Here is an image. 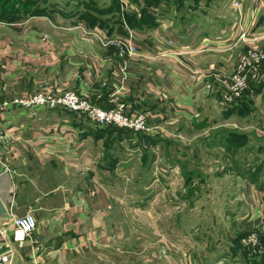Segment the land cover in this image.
<instances>
[{"label": "crops", "instance_id": "1", "mask_svg": "<svg viewBox=\"0 0 264 264\" xmlns=\"http://www.w3.org/2000/svg\"><path fill=\"white\" fill-rule=\"evenodd\" d=\"M230 1L221 0L223 7L228 4L225 25L210 36L200 33V25L179 33L169 19L153 29L125 27L113 34L61 25L44 15L0 20L1 95L74 90L106 109L123 103L128 111H143L149 126L139 133L97 127L77 113L44 107L10 106L0 113V226L7 227L10 239L25 241L12 264L262 261L251 245L255 252L245 251L247 256L233 251L238 233H247L246 244L253 233L264 238L263 195L246 176L226 175L232 178L230 190L210 191L215 211L234 219L211 223L206 243L200 241V217L193 216L198 222L189 234L182 228L185 191H146L138 184L164 181L168 187L174 179L183 181L187 151L208 144L201 140L207 132L226 127L254 137L264 133V64L260 80L234 105L223 104L217 78L231 74L248 48H264V0H241L239 8ZM113 39L117 43H109ZM130 39L145 56L128 62L123 80L119 49ZM136 196L176 197L178 209L161 210L165 218L176 215L171 223L176 228L148 222L146 215L158 212L153 204L138 206ZM28 211L37 219L33 240L14 226V218ZM208 242L212 249L204 253Z\"/></svg>", "mask_w": 264, "mask_h": 264}, {"label": "rangeland", "instance_id": "2", "mask_svg": "<svg viewBox=\"0 0 264 264\" xmlns=\"http://www.w3.org/2000/svg\"><path fill=\"white\" fill-rule=\"evenodd\" d=\"M131 1V3H125V0H0V2H4L0 5V20L21 22L32 16L44 15L58 19V23L61 25L78 24L89 29L97 28L105 33L113 34L117 29L129 28L126 25L127 22L125 23L128 14L141 16L144 11H147L155 15V23L158 25L161 21L169 19L176 31L186 35L189 34V27L194 28L195 25H200V33L210 36L213 33L216 35L220 32V27L225 25L223 21L226 19L224 15L227 12L224 10L225 7H228L227 3L223 7L221 0H158V4L155 5L148 3L157 0ZM145 30L148 28L144 27L143 30L139 29L138 31ZM216 131L215 134L207 132L208 135L201 137L202 141L209 140L208 144L203 143L197 148L187 151L183 181L179 180L180 183L177 184L174 179V183L169 182L168 187H164V181L152 183L153 187H150L151 183L148 181L138 183L139 188H146V191L151 188L185 191L181 198L182 205L185 207L184 214L180 218L182 228L185 229L186 234H189L192 232L194 224L198 222V218L193 216L200 217L202 225L200 241L205 243L208 241V226L211 223L216 225L222 223L223 225L232 223L234 219L232 216L224 215L222 210V213L215 211L216 203L210 194V191L230 190V185L233 184L231 183L232 178H227L226 175L237 173L246 176L260 188L264 199V133L260 132V137H256V135L254 137L253 133L242 134L241 130L226 127L217 128ZM132 200H135L138 206L144 207L153 204L156 208L157 214L146 215L148 222L168 224L170 229L176 228L171 225L173 220H178L176 215L172 218L170 215L169 218H165L167 215L161 211H166L167 207L172 208L173 206L172 210L178 209L180 205L175 204L176 197L165 199L136 196ZM227 233L228 231L224 235ZM229 234L232 235V232ZM239 235V233L236 235L238 240ZM191 241V235H188L185 241L188 246H191ZM241 241L243 245H241ZM254 248L256 249V247ZM254 248H251L241 238L239 245L236 243L233 246V251L243 254L249 250L253 253L255 252ZM209 249H212L209 242L202 246L204 253ZM209 262L210 259H207L205 264Z\"/></svg>", "mask_w": 264, "mask_h": 264}, {"label": "built area", "instance_id": "3", "mask_svg": "<svg viewBox=\"0 0 264 264\" xmlns=\"http://www.w3.org/2000/svg\"><path fill=\"white\" fill-rule=\"evenodd\" d=\"M125 0V3H131ZM237 8L241 6V0H231ZM241 37L246 41L247 32ZM118 40H111L115 44ZM168 44L174 46V39L167 40ZM119 55L124 59L125 65L121 69L123 80L126 79V69L129 61H136L145 55L140 47L131 39L122 43ZM264 64V48L250 47L240 56L231 74H224L219 77L222 86L223 104L230 106L237 104L243 97L244 92L251 86L252 82H258L261 78V68ZM10 106L20 107L27 110L37 107L48 109H65L85 117L87 121L97 127H117L131 133L145 132L149 130L148 114L142 111H128L125 104L117 103L113 108H103L91 100L83 98L74 90H67L60 94H53L45 91H36L27 95H15L5 97L0 94V113ZM14 226L19 229L25 237L33 240V233L37 228V219L32 211L14 218ZM0 264H12L17 247L24 246V239L14 241L8 236L7 227L0 226ZM247 243L256 247L264 257V238L253 233L246 239ZM15 242L17 244L15 245ZM38 246V242H35Z\"/></svg>", "mask_w": 264, "mask_h": 264}, {"label": "trees", "instance_id": "4", "mask_svg": "<svg viewBox=\"0 0 264 264\" xmlns=\"http://www.w3.org/2000/svg\"><path fill=\"white\" fill-rule=\"evenodd\" d=\"M157 2H158V0L157 1H150V3H148V4L149 5H155V4H158ZM2 4H4V2H0V5H2ZM154 16L155 15H152L147 11H144L143 14H141V16H138L137 14H128L126 16L125 23L127 22L126 25L130 28H133V29L143 30L144 27L151 29V28H154L155 26L158 25L157 23H155V17ZM245 235H247V233L240 234L239 240L241 238H243ZM237 245H239V242H237ZM243 255L247 256L248 253L245 252V253H243ZM261 257H262L261 258L262 261H260V260L254 261V264H264V257L263 256H261Z\"/></svg>", "mask_w": 264, "mask_h": 264}]
</instances>
